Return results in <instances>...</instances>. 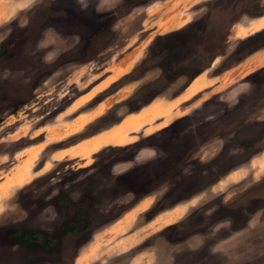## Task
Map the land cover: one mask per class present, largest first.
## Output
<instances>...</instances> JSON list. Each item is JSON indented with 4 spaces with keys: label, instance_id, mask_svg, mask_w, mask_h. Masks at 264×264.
<instances>
[{
    "label": "rangeland",
    "instance_id": "1",
    "mask_svg": "<svg viewBox=\"0 0 264 264\" xmlns=\"http://www.w3.org/2000/svg\"><path fill=\"white\" fill-rule=\"evenodd\" d=\"M0 44V264H264V135L186 127L264 67V0H0Z\"/></svg>",
    "mask_w": 264,
    "mask_h": 264
},
{
    "label": "flooded vegetation",
    "instance_id": "2",
    "mask_svg": "<svg viewBox=\"0 0 264 264\" xmlns=\"http://www.w3.org/2000/svg\"><path fill=\"white\" fill-rule=\"evenodd\" d=\"M41 13H48V10L44 9L43 11H41ZM52 16L55 20L64 17L63 15H61V13L59 15L58 12ZM38 18L43 19L45 17L41 15L38 16ZM6 50L9 51L8 55H11V53L14 52V47L6 48L4 44H0V62L7 61L8 58L6 57L7 59H5ZM237 83L241 86H237L235 88L237 90L232 97L227 96V98L225 99V97L218 96V98L216 97V104H214L213 102H209L208 100V104L214 105H212L211 110L208 112L209 115L202 116L201 121L197 122L198 124L195 123L196 119L197 121L199 120L198 118L189 119L190 114L186 117V119H189L186 127H188L191 131H194L198 128L197 136L199 139H196L195 148L199 149L212 140H222L225 135H238L241 139L239 142L233 141L234 143L232 144L231 141H228V150H232V146H235L237 144L242 148H250V146L252 145V140L255 139L254 136L260 137L264 135V67L250 72L249 74L245 75L243 79L238 80ZM209 99L211 101L214 99V97H211ZM174 124H176V121L172 123V125ZM194 134L195 132H191L190 136H194ZM205 135L213 136L212 138L205 139ZM194 137L196 138V136ZM256 140L257 139H255V141ZM161 154L160 158H163V156L165 155L164 153ZM197 162H199L197 159H192L187 164L189 167H196L195 178H197L198 181H201L200 179L205 180V178H203V176L201 175L203 174V169H201L202 166L201 164H197ZM231 162L232 163L229 162V167H235L237 164L236 162L240 164V160H233ZM187 164H185V166H187ZM220 174L224 175L223 169L221 170ZM196 193L197 191L192 192L190 195L182 199H190ZM187 216V221L189 220L190 223H198L199 220H197L196 217L194 220L192 213ZM190 223H188V225Z\"/></svg>",
    "mask_w": 264,
    "mask_h": 264
},
{
    "label": "bare ground",
    "instance_id": "3",
    "mask_svg": "<svg viewBox=\"0 0 264 264\" xmlns=\"http://www.w3.org/2000/svg\"><path fill=\"white\" fill-rule=\"evenodd\" d=\"M169 16V15H168ZM166 17V16H165ZM172 17V16H171ZM163 24H165V23H163ZM168 24V23H167ZM171 23H169V25H170ZM162 25V24H161ZM173 25V24H172ZM165 26V25H164ZM168 28V27H167ZM136 50V49H135ZM139 51V50H138ZM132 53V52H131ZM136 53V52H135ZM133 56V55H132ZM262 56H264V55H262ZM261 56V57H262ZM264 58V57H263ZM129 60H132V59H130L129 58ZM128 60V61H129ZM256 60V59H255ZM261 60V59H260ZM257 61H258V59H257ZM256 61V62H257ZM128 64H130V63H128ZM249 64V63H248ZM254 64V63H253ZM256 64V63H255ZM127 66V65H126ZM247 66V65H246ZM254 66V65H253ZM242 67V66H241ZM245 67V66H244ZM119 68H121L120 66H119ZM129 67H127V69H128ZM126 69V68H125ZM243 69V68H242ZM120 71V70H119ZM118 71V72H119ZM121 71H123V69H121ZM120 71V72H121ZM242 71V70H241ZM245 71V70H244ZM244 71H242L243 73H244ZM117 72V73H118ZM119 72V73H120ZM124 72V71H123ZM231 72V71H230ZM238 72V71H237ZM240 72V71H239ZM233 73H234V71H233ZM121 74V73H120ZM235 74V73H234ZM242 75V74H241ZM240 75V76H241ZM233 76V75H232ZM231 77V76H230ZM239 77V76H238ZM115 78V77H114ZM201 82H202V79H199V77L198 78H196V80L195 81H193V83L190 85V89L192 90H195V89H197V88H199L202 84H201ZM225 82V81H224ZM99 89V88H98ZM158 105V104H157ZM157 105H152L151 107H149L150 108V111H149V114H146L145 113V110L146 109H144V110H141L140 112H138V113H136V114H129L123 121H122V127L120 128V131L119 130H117V132H115V134L114 135H110V136H105L103 139H102V141L101 142H95L94 143V146H98L99 144H101L102 142H104V144H114V145H122V141H124V137H123V133L126 131V129H129V128H131V130H134V129H136L137 127H138V124L139 123H142V122H144V121H148L149 119H152L154 116H156V115H160V114H162V113H164L162 110H161V108H160V106L158 107ZM159 110V111H158ZM157 111V112H156ZM99 136L101 135V136H103V134H101V133H99L98 134ZM116 135V136H115ZM118 135V136H117ZM179 213H176L172 218H176L177 217V215H178Z\"/></svg>",
    "mask_w": 264,
    "mask_h": 264
},
{
    "label": "crops",
    "instance_id": "4",
    "mask_svg": "<svg viewBox=\"0 0 264 264\" xmlns=\"http://www.w3.org/2000/svg\"><path fill=\"white\" fill-rule=\"evenodd\" d=\"M193 80H194V79H193ZM193 80H192V81H193ZM188 86H189V85H188ZM188 86H187V87H188ZM139 112H140V111H139Z\"/></svg>",
    "mask_w": 264,
    "mask_h": 264
}]
</instances>
